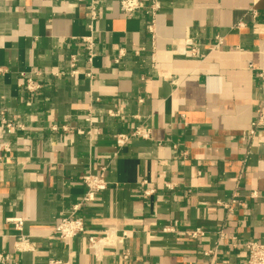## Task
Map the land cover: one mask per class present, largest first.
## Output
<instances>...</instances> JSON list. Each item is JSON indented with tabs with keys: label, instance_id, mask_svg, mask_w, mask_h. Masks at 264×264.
I'll use <instances>...</instances> for the list:
<instances>
[{
	"label": "crops",
	"instance_id": "obj_1",
	"mask_svg": "<svg viewBox=\"0 0 264 264\" xmlns=\"http://www.w3.org/2000/svg\"><path fill=\"white\" fill-rule=\"evenodd\" d=\"M159 3L152 39L149 16L124 15L119 0H0V111L16 126L0 125L7 264H246L242 243H264V127L243 137L264 97V0ZM21 73H39L42 87L24 91ZM135 127L151 138L118 149L115 135ZM102 168L108 185L75 213L85 229L65 245L54 228L82 200L81 176ZM195 228L205 234L189 238ZM108 229L126 236L96 259L88 237ZM20 235L32 250H14Z\"/></svg>",
	"mask_w": 264,
	"mask_h": 264
},
{
	"label": "built area",
	"instance_id": "obj_2",
	"mask_svg": "<svg viewBox=\"0 0 264 264\" xmlns=\"http://www.w3.org/2000/svg\"><path fill=\"white\" fill-rule=\"evenodd\" d=\"M160 8L159 0H119V9L126 15L130 16L135 12L144 11L149 16V22L146 25L147 31L150 34L152 39H155L156 33V17L157 11ZM89 30L90 34L81 38V43L83 49L86 53V62L89 67H92L93 59L95 57V43L96 38L94 36L93 22L98 18L99 11L95 3L89 5ZM189 45L192 43L189 42ZM192 46V45H191ZM196 48L193 46L191 48V53L195 54ZM122 51L119 52L118 57L122 55ZM115 62H118V58L115 59ZM3 70L0 69V72ZM77 73L76 68V55L70 56V71L69 75L73 76ZM65 73H54L55 77L64 75ZM39 73H35L34 76L26 75V73H21L22 83L19 84V87L29 94H34L41 87L42 84L38 80ZM90 79L93 78L91 69L86 73ZM259 77L264 80V71L259 73ZM108 114L111 116H117L118 113L115 111H108ZM88 114L86 120L90 123L92 122L91 117ZM0 125L6 132H12L16 126L11 119H8L5 111H0ZM17 127L23 129L22 125L17 124ZM264 127V97H262L256 104L255 117L251 122L250 128L244 133L243 137L246 139L254 140L257 137L258 131L260 128ZM53 130H57L56 126L52 127ZM62 130H66L65 126L61 127ZM141 138L148 140L151 138V130L145 127H135L129 132L120 131L115 137V146L120 149L127 145L132 139ZM8 150V148H6ZM81 181L86 189L85 194L82 200L79 203H76L72 207V212L69 216L61 218L57 225L54 228V234L57 235L65 245H69L70 241L78 234L84 231L85 225L84 221L80 217H75V213L81 208L83 203L93 201L96 194L104 189H106L108 182L105 178V168H102L98 174L94 173H85L81 176ZM155 192L153 187L146 188L142 191L143 197H148ZM256 193L252 194V197H256ZM236 200L232 199L230 203L223 204L224 206L230 208L231 204L235 203ZM14 222L17 229H21L22 219L15 218L10 219ZM174 228L171 226H165L162 228V232L173 231ZM115 232L111 229L105 231L103 237L89 236L88 244L90 249H92L93 255L96 259H99L101 256L102 249L106 246H110L113 241L112 237L122 241L125 238V233L121 237L114 236ZM186 234L189 238H198L202 237L205 234V231L201 228L190 229L186 231ZM246 251V264H264V243H258L256 241H245L242 243ZM14 250L16 252L32 250L30 247V242L27 237L20 235L18 240L14 244ZM11 260L10 254L7 252L0 251V264H7ZM50 264H59V261H50Z\"/></svg>",
	"mask_w": 264,
	"mask_h": 264
}]
</instances>
